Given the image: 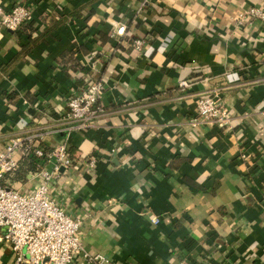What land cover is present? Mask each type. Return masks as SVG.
Masks as SVG:
<instances>
[{
    "label": "crops",
    "instance_id": "obj_1",
    "mask_svg": "<svg viewBox=\"0 0 264 264\" xmlns=\"http://www.w3.org/2000/svg\"><path fill=\"white\" fill-rule=\"evenodd\" d=\"M22 1L34 8L24 30L0 26V145L61 125L69 95L103 78L105 114L70 135L74 166L53 185L82 216L85 248L110 264H264V24L234 19L264 0ZM215 84L230 86L233 127L190 126ZM13 260L0 242V264Z\"/></svg>",
    "mask_w": 264,
    "mask_h": 264
},
{
    "label": "built area",
    "instance_id": "obj_2",
    "mask_svg": "<svg viewBox=\"0 0 264 264\" xmlns=\"http://www.w3.org/2000/svg\"><path fill=\"white\" fill-rule=\"evenodd\" d=\"M142 7L138 9L140 10ZM34 8L26 1L17 0L9 7L0 4V26L17 31L21 24L33 17ZM236 27L254 23L264 24V8L251 5L239 10L235 16ZM115 34L125 35L126 26H116ZM146 41L136 38L133 47L141 51ZM189 80L182 79L184 89ZM230 86L215 84L198 94L196 112L188 118L193 127L210 126L232 128V114L225 104L224 90ZM104 92L102 77L89 78L79 91L72 92L66 100L67 111L61 125L39 126L22 134L6 137L0 145V242H8L14 255L12 264H73L77 257L95 264H110V260L92 253L83 244V218L72 212L60 200L54 182L75 160L71 154L69 137L74 131L95 127L105 114L101 97ZM64 133L65 140L45 148L47 135ZM246 158V153L242 155ZM22 157L31 158L38 170L31 174L30 184L21 188L7 184V178L18 166ZM94 160H90L93 165ZM158 223L159 219H155ZM178 264H190L180 259Z\"/></svg>",
    "mask_w": 264,
    "mask_h": 264
},
{
    "label": "trees",
    "instance_id": "obj_3",
    "mask_svg": "<svg viewBox=\"0 0 264 264\" xmlns=\"http://www.w3.org/2000/svg\"><path fill=\"white\" fill-rule=\"evenodd\" d=\"M26 23L27 22H24L23 24H21L17 31H23L24 28L26 27ZM62 61L64 62L66 60L62 59ZM75 61L76 60L74 59L73 62L76 65L77 63ZM81 69L83 70L84 67H82ZM84 81H85V79H84ZM6 95H7V93H6ZM45 148H48V147H45ZM37 170H38V166L34 162V160H31V158H28V157L27 158L26 157H22L19 160L18 166L16 167V169L10 175H11V177L16 178V179H23V178H26L29 174L30 175L33 174Z\"/></svg>",
    "mask_w": 264,
    "mask_h": 264
}]
</instances>
